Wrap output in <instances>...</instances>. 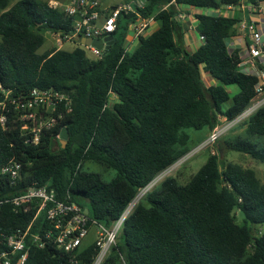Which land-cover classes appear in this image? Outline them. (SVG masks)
<instances>
[{
  "label": "trees",
  "instance_id": "16d2710c",
  "mask_svg": "<svg viewBox=\"0 0 264 264\" xmlns=\"http://www.w3.org/2000/svg\"><path fill=\"white\" fill-rule=\"evenodd\" d=\"M10 1L0 0V85L15 92L59 89L71 97V111L62 122L68 129L64 147L52 141L60 127L38 144L25 143L7 116L10 127L0 125V167L14 158L22 168L15 185L0 176V200L45 185L57 199L69 196L109 227L138 189L187 150L185 129H213L219 115L234 118L255 95L257 77L241 69L238 50L229 51L226 44L236 18L196 13L202 44L190 53L178 41L180 6L218 9L240 0H146L137 10L158 27L140 35L128 52L127 31L136 15L121 13L113 43L99 59L79 44L39 53L40 32H66L72 18L48 0ZM202 73L216 82L206 84ZM232 85L234 92L227 89ZM243 125L249 137L225 140L223 147L264 163V104ZM87 163L114 176L104 179L100 171L84 168ZM33 213L0 203V234L26 229ZM43 215L30 225L22 264H73L72 255L77 264H91L94 241L71 253L54 243L39 248L30 242V234L47 225ZM256 225L263 229L254 235ZM18 257L12 255L10 264ZM101 264H264V186L252 169L233 162L220 166L218 155L210 154L185 183L166 177L138 200Z\"/></svg>",
  "mask_w": 264,
  "mask_h": 264
},
{
  "label": "built area",
  "instance_id": "2783aa9c",
  "mask_svg": "<svg viewBox=\"0 0 264 264\" xmlns=\"http://www.w3.org/2000/svg\"><path fill=\"white\" fill-rule=\"evenodd\" d=\"M145 1L128 0L111 7H102L98 0H68L60 8L58 7L61 5L60 2L48 1L50 6L62 10L66 16L72 18V26L68 31H50L57 44L55 48H62L64 43L79 44L91 57L101 58L105 53L104 47L98 49L92 45H85L80 42V38L103 39L115 29L116 19L121 13L133 12L136 18L130 22L129 28L133 37L137 39L149 29L152 22L151 17L141 16L137 10L144 7ZM173 2L174 0L170 1ZM249 29L253 32L254 25L251 24ZM199 37L202 40V36ZM246 49L248 57L244 63L250 64L246 72L257 77L255 95L249 105L229 121H236L240 116L244 121L264 104V69L261 68V65H264V37L254 34L252 42L247 44ZM239 64L241 66V63ZM0 96L2 97L0 109L3 111L0 114V125L3 128L10 127L7 124V116L13 117L12 120L18 125L25 143L38 144L47 131L65 127L62 122L71 111L69 94L53 87H32L15 92L0 85ZM215 134L213 132V136ZM59 139L60 133L52 136L54 143ZM21 168V163L11 158L0 167V176H6L9 183L15 185L20 177ZM2 202H10L24 212L33 209L34 213L26 229L16 228L11 233L0 234L6 245V250L0 252V264H10L11 256L17 252L19 253L17 264L23 263L27 256L26 237L29 235L30 225L40 213L44 214L43 218L47 225L41 231L30 234V242L33 245L42 248L47 243H54L58 249L71 253L82 244L89 228L94 227L93 241L97 251L91 264H101L132 210L128 208V203L110 226L106 227L91 219L88 213H84L83 206L69 200V196L63 200L57 199L54 190L45 185L28 186L22 193L0 200V203ZM70 261L77 264L73 255Z\"/></svg>",
  "mask_w": 264,
  "mask_h": 264
},
{
  "label": "rangeland",
  "instance_id": "374dc122",
  "mask_svg": "<svg viewBox=\"0 0 264 264\" xmlns=\"http://www.w3.org/2000/svg\"><path fill=\"white\" fill-rule=\"evenodd\" d=\"M12 1H10V3H12ZM58 1L61 3V5L58 6L60 8L68 0H58ZM102 1L112 2L114 0H102ZM210 11H213V9H210ZM150 32L151 30H148L143 35L144 36L148 35ZM40 33L44 36V42L37 50L39 53L48 50L50 48L57 47V44L53 39L50 31L43 30ZM136 45L137 42L133 44V46L131 47L127 46V48L125 45V48L129 52L133 50V48H135ZM73 46L74 44L72 43H64L62 45V48L70 50L72 49ZM227 89H229L232 92L237 90L236 86L234 85L227 86ZM218 117L220 118V120L213 129H207V128L201 130L185 129L189 133V137H190L187 143V150L180 157H178L176 161H174L171 165H169L168 167L161 170L159 173L155 175L156 177L162 171H166L161 176L158 183L155 184V186H157L163 179L169 176L175 177L179 181V183H185L190 178V176L194 174L196 170L205 162L206 157L213 153L218 155L220 166H222L226 162H233L239 164L244 168L252 169L255 173V176L258 178L259 182L264 186V163H260L259 161L253 159L248 154L237 152L234 150H229L223 147L224 145L222 144L223 141L233 139L235 137H244V136L249 137L245 133V126L243 125L245 120L243 121V117L241 116L236 121L235 120L229 121L224 118L222 119L220 115ZM213 132L216 133L214 136H213ZM253 140L262 142V138L261 139L255 138ZM84 168H86L87 170L100 171L104 179H110L114 176V171L104 169L100 165H96L94 163H87ZM154 187L147 189L139 200H141L145 196V194ZM145 188L146 186L138 189V192L131 201H133L141 192H143ZM234 214L236 216V221L238 223H241L242 218L238 210H235ZM262 229L263 228L260 225L254 226L253 234L256 235L257 231H261ZM94 233H95L94 227H90L87 235L82 240V244H88L92 242L94 240V235H95Z\"/></svg>",
  "mask_w": 264,
  "mask_h": 264
},
{
  "label": "crops",
  "instance_id": "0c3cea01",
  "mask_svg": "<svg viewBox=\"0 0 264 264\" xmlns=\"http://www.w3.org/2000/svg\"><path fill=\"white\" fill-rule=\"evenodd\" d=\"M98 1L102 7H111L125 0H114L112 2ZM180 11H182V13H180L181 15L178 21L180 22L181 29L178 35V41L190 53L202 44V40L200 39L197 30V20L194 17L196 13L203 12L212 15L220 14L236 18L237 22L234 27V33L226 39V44L229 51L238 50V54L241 58V69L243 71L249 70L250 64L246 62L244 63L245 59L248 57L246 47L247 44L252 42L254 34H259L264 37V0H254V2H251V0H240L237 5H226L221 6L218 9H213L214 13L206 8L181 6ZM251 24L254 25L253 32L249 29ZM157 27V22L152 20L148 30L153 31ZM136 42L137 39L133 37L130 28H128L127 46L131 47ZM202 78L206 84H213L216 82V79L208 73H203Z\"/></svg>",
  "mask_w": 264,
  "mask_h": 264
},
{
  "label": "water",
  "instance_id": "95a60500",
  "mask_svg": "<svg viewBox=\"0 0 264 264\" xmlns=\"http://www.w3.org/2000/svg\"><path fill=\"white\" fill-rule=\"evenodd\" d=\"M80 42L85 45H92L98 49H101L104 47V52H108L110 45L113 43V35L109 34L105 36L103 39L100 38H80ZM104 43V44H103ZM0 101H2V97L0 96ZM68 139V129L67 127H63L60 131V139L59 143L61 144V147H64L66 141ZM84 213H88L89 210L86 207H83Z\"/></svg>",
  "mask_w": 264,
  "mask_h": 264
},
{
  "label": "bare ground",
  "instance_id": "6f19581e",
  "mask_svg": "<svg viewBox=\"0 0 264 264\" xmlns=\"http://www.w3.org/2000/svg\"><path fill=\"white\" fill-rule=\"evenodd\" d=\"M164 172L166 171H162L159 175H157L152 181H150V183L146 186V188L143 190V192H141L133 201H131L129 203L128 208L129 209H133V207L135 206V204L137 203V201L141 198V196L143 195V193L147 190L150 189L152 187L155 186L156 183H158V181L160 180L161 176L164 174Z\"/></svg>",
  "mask_w": 264,
  "mask_h": 264
}]
</instances>
